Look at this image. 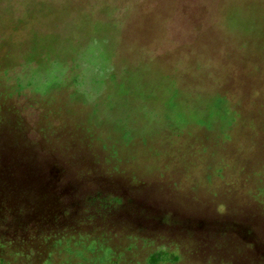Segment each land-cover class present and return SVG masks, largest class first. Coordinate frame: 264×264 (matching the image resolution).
Here are the masks:
<instances>
[{"label": "rangeland", "instance_id": "1", "mask_svg": "<svg viewBox=\"0 0 264 264\" xmlns=\"http://www.w3.org/2000/svg\"><path fill=\"white\" fill-rule=\"evenodd\" d=\"M128 16L126 0L0 1V70L41 93L80 85L86 102L34 163L70 174L49 198L51 224L0 244V264H226L236 221L264 238V153L251 139L255 127L264 140V51L221 48L231 62L220 65L219 94L193 108L182 89L198 81L124 53ZM173 199L188 202L189 217L168 215ZM260 252L250 264H264Z\"/></svg>", "mask_w": 264, "mask_h": 264}, {"label": "clouds", "instance_id": "2", "mask_svg": "<svg viewBox=\"0 0 264 264\" xmlns=\"http://www.w3.org/2000/svg\"><path fill=\"white\" fill-rule=\"evenodd\" d=\"M126 7L124 53L154 68L171 69L173 76L179 72L198 81L195 88L182 89L183 102L193 108L204 93L219 94L220 65L231 62L217 55L221 48L240 53L257 46L264 51V0H126ZM251 139L255 153H264V140L255 127ZM216 203H224L227 212L226 201ZM167 210L173 217H189L191 209L186 200L173 199ZM241 215H247L246 210ZM241 226L247 228V237L240 235ZM262 247L264 238L255 227L238 220L224 238L226 264H250Z\"/></svg>", "mask_w": 264, "mask_h": 264}, {"label": "flooded vegetation", "instance_id": "3", "mask_svg": "<svg viewBox=\"0 0 264 264\" xmlns=\"http://www.w3.org/2000/svg\"><path fill=\"white\" fill-rule=\"evenodd\" d=\"M57 109V112L53 108L36 113L30 120L20 113L10 92L0 89V163L8 167L0 170L1 245L10 238L16 241L32 232L36 236L40 233L38 230L46 229L51 224L45 214L49 198L61 194L63 182L69 181L68 168L53 165L54 170L45 171L47 164H41L46 163L41 154L63 139L81 113L79 109L74 113H68L64 107ZM32 153L40 157H33ZM37 158L41 163L34 165ZM60 167L64 168V174L57 171ZM54 172L62 177L56 179Z\"/></svg>", "mask_w": 264, "mask_h": 264}, {"label": "crops", "instance_id": "4", "mask_svg": "<svg viewBox=\"0 0 264 264\" xmlns=\"http://www.w3.org/2000/svg\"><path fill=\"white\" fill-rule=\"evenodd\" d=\"M4 1V0H0ZM8 1V0H7ZM14 1V0H13ZM12 16H15L14 11L11 13ZM25 14L28 15L29 13L25 11ZM10 32V31H6ZM5 33V32H4ZM4 39L0 38V48L4 46ZM10 48V47H8ZM11 68L8 66L3 70H0V81L8 87V93L11 94V99L14 100L15 105L18 107L20 113L30 119L29 117L31 114L41 113L50 109L54 108V112H57L59 109L58 107L66 108L68 113H74L80 107L85 104V100H83L79 95V87L78 90L73 87L69 89L62 90L65 92L64 96L58 95V88L51 89L47 91L44 89V93H41L40 90L33 89L30 79H16L19 78V75H14L9 72V76L7 75V71ZM110 67L106 70L108 73L111 71ZM8 69L7 71H5ZM17 67L15 68V70ZM5 71V73H2ZM11 75L13 78H11ZM59 86V84H57ZM72 86V85H70ZM69 91V92H68ZM33 110V111H31ZM35 116V115H34ZM31 120V119H30Z\"/></svg>", "mask_w": 264, "mask_h": 264}]
</instances>
